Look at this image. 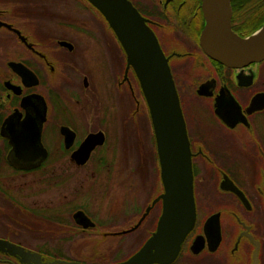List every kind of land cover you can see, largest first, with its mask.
<instances>
[{
    "label": "flooded vegetation",
    "instance_id": "obj_1",
    "mask_svg": "<svg viewBox=\"0 0 264 264\" xmlns=\"http://www.w3.org/2000/svg\"><path fill=\"white\" fill-rule=\"evenodd\" d=\"M126 1L168 60L191 152L195 224L170 261H154L155 243L137 258L158 231L163 201H154L164 189L136 194L128 206L109 190L112 180L90 197L86 176L74 175L106 145L107 123L115 130L137 115L120 113L116 96L137 76L130 68L121 75L124 48L103 14L88 0H0V264H264V61L236 69L210 58L200 43L203 0ZM231 10V28L243 38L264 24V0H231ZM105 44L119 87L103 98L96 130L81 109L87 72L96 78L86 58ZM71 66L87 70L82 85ZM36 126L47 157L25 169L16 144ZM99 132L105 144L80 163L76 153ZM87 196L92 206L79 202Z\"/></svg>",
    "mask_w": 264,
    "mask_h": 264
},
{
    "label": "water",
    "instance_id": "obj_2",
    "mask_svg": "<svg viewBox=\"0 0 264 264\" xmlns=\"http://www.w3.org/2000/svg\"><path fill=\"white\" fill-rule=\"evenodd\" d=\"M88 1L103 14L121 41L128 57V69H134L150 112L164 189V194L154 203L162 200L164 211L155 237L136 257L144 256L155 243L154 261L166 263L176 257L196 219L191 152L171 70L157 40L126 0ZM203 11L206 26L200 43L210 58L236 69L264 61V24L253 35L243 38L231 28V0H203ZM43 114L46 115L45 107ZM68 132L69 129L62 131L69 137ZM25 134L23 145H16L29 164L25 169H34L47 157L42 144V126H36L33 131L27 128ZM105 141L102 132L90 134L75 158L84 163ZM82 215L85 216L82 212L76 214Z\"/></svg>",
    "mask_w": 264,
    "mask_h": 264
},
{
    "label": "rangeland",
    "instance_id": "obj_3",
    "mask_svg": "<svg viewBox=\"0 0 264 264\" xmlns=\"http://www.w3.org/2000/svg\"><path fill=\"white\" fill-rule=\"evenodd\" d=\"M78 38L82 41L85 40L89 45V38L82 34L78 35ZM92 51H95L96 56L88 57L86 60L91 61L90 67L96 73V78L91 72H87L90 76V85L88 88L81 87L90 96H85L81 109L87 115L85 117L89 128L99 130L102 128L99 126L102 119L104 120L103 108L106 105V100L104 99L103 102L102 100L108 98L106 96L110 94V96H114V88L116 89V85L119 87L118 83L116 84L114 81V71L119 69L123 75L124 69H128V57L121 48L117 60V69L112 63L115 60L113 46L105 44L103 47V45H99ZM83 71L86 72L87 70L84 69ZM83 71H78L77 66L69 67V72L73 77L80 78L82 76L80 78L81 85L84 79ZM129 71L133 76L135 75L133 68H130ZM133 85H136V93H134ZM133 85L130 83L127 86L128 91L122 92L116 97L118 98L117 104H121V115L128 117L129 113L134 114L136 112V119L134 121L128 120L125 124H121L120 128L119 126L116 127L115 130L113 125L107 123L109 129L107 130L106 145L97 151L94 156L95 161L91 162L86 170L74 172V175L86 176L90 197L100 190L99 186L103 189L104 184L107 183V178L112 180L111 188L108 186L109 190L119 191L125 197L128 206L131 205L130 203L136 194L147 198L150 193L154 192L156 196L163 189L156 134L150 112L138 79L133 82ZM115 106L116 100L114 101V109ZM131 122L134 126L131 125ZM122 125L124 126L121 128ZM102 159L107 161L99 169V163ZM89 196L83 197L79 202L92 206V199Z\"/></svg>",
    "mask_w": 264,
    "mask_h": 264
},
{
    "label": "trees",
    "instance_id": "obj_4",
    "mask_svg": "<svg viewBox=\"0 0 264 264\" xmlns=\"http://www.w3.org/2000/svg\"><path fill=\"white\" fill-rule=\"evenodd\" d=\"M104 165V164H103Z\"/></svg>",
    "mask_w": 264,
    "mask_h": 264
}]
</instances>
